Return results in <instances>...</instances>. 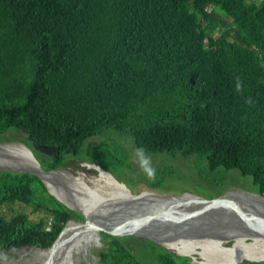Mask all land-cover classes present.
Listing matches in <instances>:
<instances>
[{"label": "trees", "instance_id": "16d2710c", "mask_svg": "<svg viewBox=\"0 0 264 264\" xmlns=\"http://www.w3.org/2000/svg\"><path fill=\"white\" fill-rule=\"evenodd\" d=\"M113 131L237 168L264 194V0H0V137L18 134L49 171L126 163L103 145ZM72 219L86 217L37 174L0 169V251L50 247ZM78 230L70 221L57 246L102 235L98 264H147L123 236ZM141 237L162 264H194Z\"/></svg>", "mask_w": 264, "mask_h": 264}, {"label": "rangeland", "instance_id": "374dc122", "mask_svg": "<svg viewBox=\"0 0 264 264\" xmlns=\"http://www.w3.org/2000/svg\"><path fill=\"white\" fill-rule=\"evenodd\" d=\"M6 135L11 137H7ZM17 136L18 134L10 132L6 133L4 134V136L0 137V143H6L7 141V143L20 141ZM102 139V137L89 138L88 144L94 145L100 143L102 142ZM103 145L110 149L112 152H116L117 155L125 157L127 162L124 164L103 163L104 166H101L97 161L93 159H76L73 160L68 166L62 167L58 171H61L62 173H70L74 176H77L78 182L80 184L81 182L79 180V177L84 176L87 178V182L90 186H92L93 184L91 181L92 179L99 178L98 183L100 182L102 186L107 188L108 181L105 177L100 175V170L97 168L98 166L113 175L120 182L124 183L126 187L136 195L149 191L159 195H180L184 193H191L201 195L206 198H213L220 196L219 194L221 190L225 192L229 190L256 192V186L251 176L243 175L242 172L237 168H233L229 171H225L223 168H219L212 171L208 167L205 156H201L198 153H193L186 156L181 152L175 155L168 152H142L135 147L132 136L121 135L118 131L111 132L109 137L106 138ZM6 153L7 152H0V157L6 159L13 158ZM36 158L42 165L40 161L41 156H39L40 159L37 156ZM7 167H11V165H1L0 169H4ZM53 180L54 183L64 193H66V195L70 196L69 186L71 185V181H73V179L70 178L69 175L58 174L53 178ZM218 182H220L219 185H216L215 183ZM149 183L157 184L158 186L153 187ZM84 186L88 188L87 185ZM93 188L94 190L100 192L105 191L100 185L93 186ZM36 190L38 192L40 191L39 188H36ZM48 190H50L49 187ZM106 195L115 197L112 194ZM14 208L17 211H24L28 213L33 219H39L45 215L44 211H35L34 207L30 204L17 203ZM232 238L233 239L228 242L225 241V239L212 236H183L175 239L174 243L167 242V246L169 247H166L162 243L160 244L175 253H183L181 250L188 247H193L194 250L192 251V253L184 252L183 255L191 257L194 264H204V259L201 256L203 247H208L207 250L214 248L209 247L210 241H217V243H219L221 247H231L234 246V244L237 242L236 237ZM123 241L126 245L131 247L137 254V256L145 263L162 264L155 257V253H153V251L151 250V246L148 244V242L140 235H123ZM246 241L252 242L254 240L249 238ZM262 242L264 243V239H262ZM76 243V245L71 246L70 243L61 242L58 246L56 245L54 247H86L85 250H82L81 252L73 253L75 262L77 264H82L83 261L87 260V264L99 263L98 251L101 250L105 244L102 235H100L98 241L92 240L86 245L85 243L80 244V241H77ZM260 247L263 246L260 245ZM31 254L32 253H27L26 256H32ZM1 255L7 256L12 260H15L17 258V254L15 251L6 252ZM249 261L259 264L264 263V259L254 260L248 257H242L239 264H249ZM25 262H27L26 264H36L34 259H25L22 261V264H24Z\"/></svg>", "mask_w": 264, "mask_h": 264}, {"label": "water", "instance_id": "95a60500", "mask_svg": "<svg viewBox=\"0 0 264 264\" xmlns=\"http://www.w3.org/2000/svg\"><path fill=\"white\" fill-rule=\"evenodd\" d=\"M35 146L49 154L57 150L55 146L46 147L39 143H35ZM7 168L35 173L48 188L46 180L35 170ZM57 170L59 169L45 170V172ZM49 191L55 195L51 190ZM232 193H240L241 197H230ZM186 194L161 195V201L139 196L127 202H120L122 208L115 212L109 209L103 216L94 214L90 217L81 209L71 207L57 195L55 196L70 208L81 211L85 215V221L70 220L76 221L79 232L97 230L119 236L142 235L166 247L169 246L165 244L164 239L181 236H212L229 242L233 239L232 233L235 231L249 237L264 235V205L258 204V201H264V194L243 190H229L215 198ZM70 221L50 248L58 244Z\"/></svg>", "mask_w": 264, "mask_h": 264}, {"label": "bare ground", "instance_id": "6f19581e", "mask_svg": "<svg viewBox=\"0 0 264 264\" xmlns=\"http://www.w3.org/2000/svg\"><path fill=\"white\" fill-rule=\"evenodd\" d=\"M8 142V141H7ZM0 143V152H7L6 154L12 159H6L0 157V166L10 164L11 167H17V169H32L39 172L43 178L46 180L48 187L50 190L57 195L63 202H66L69 206L81 209L87 215L92 216L94 214H99L101 216L105 215L109 209H113L114 212L121 209L122 206L120 202H127L129 200L144 197L148 199H155L158 201L162 200V196L153 192H143L138 195L133 194L130 189L126 187V185L119 180H117L113 175L108 173L106 170L101 167L97 168L100 170V175L106 178L108 181L107 188L100 184L99 178L92 179V186L87 182V178L84 176L79 177L81 184L78 182V177L74 176L70 173H62L61 171H51L45 172L42 165L34 155V152L27 146L24 142L14 141L9 143ZM66 172V171H65ZM58 174H67L70 178L73 179L71 181L70 187V196L66 195L55 183L53 178ZM84 185H87L86 188ZM100 185L105 191L100 192L94 190L93 186ZM96 191V192H94ZM106 194H112L115 197H110ZM187 196H191L186 194ZM230 197H241L240 193H232ZM259 205H264V201H258ZM75 220V219H72ZM76 222V221H75ZM79 229V228H78ZM67 229L64 233H66ZM101 233V231L90 230ZM63 233V235H64ZM234 237H236L237 242L234 246L231 247H221L217 241H210L209 247H214L212 249L207 250L208 247L202 248L201 256L204 259V264H239L242 257H248L254 260L264 259V243L262 239L263 236H253L249 237L246 234H240L239 231H235L233 233ZM183 237V236H181ZM180 237H175L172 239H164L165 244L167 242L174 243L175 239ZM253 239L254 241L248 242L247 239ZM263 246V247H260ZM194 250L193 247H188L181 250L184 254L192 253ZM185 253V254H186Z\"/></svg>", "mask_w": 264, "mask_h": 264}, {"label": "flooded vegetation", "instance_id": "af4514ba", "mask_svg": "<svg viewBox=\"0 0 264 264\" xmlns=\"http://www.w3.org/2000/svg\"><path fill=\"white\" fill-rule=\"evenodd\" d=\"M85 248L86 247L43 248L38 246H25L10 250L5 249L0 251V264H22V261L25 259H34L36 264H77L74 260L73 253L81 252L82 250H85ZM40 250H47V251L39 252ZM10 251L16 252L17 258L15 260H12L7 256L1 255L3 253ZM27 253H32L31 254L32 256H26ZM26 263L27 262H25L24 264ZM82 264H87V260L83 261Z\"/></svg>", "mask_w": 264, "mask_h": 264}, {"label": "built area", "instance_id": "2783aa9c", "mask_svg": "<svg viewBox=\"0 0 264 264\" xmlns=\"http://www.w3.org/2000/svg\"><path fill=\"white\" fill-rule=\"evenodd\" d=\"M48 229H50V226H48Z\"/></svg>", "mask_w": 264, "mask_h": 264}]
</instances>
